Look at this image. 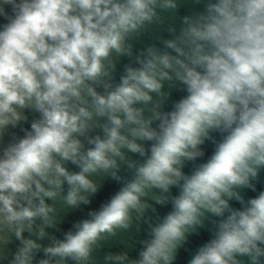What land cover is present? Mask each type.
I'll return each mask as SVG.
<instances>
[{
    "label": "clouds",
    "instance_id": "9594fccd",
    "mask_svg": "<svg viewBox=\"0 0 264 264\" xmlns=\"http://www.w3.org/2000/svg\"><path fill=\"white\" fill-rule=\"evenodd\" d=\"M182 2L0 0V264H264V0Z\"/></svg>",
    "mask_w": 264,
    "mask_h": 264
},
{
    "label": "water",
    "instance_id": "95a60500",
    "mask_svg": "<svg viewBox=\"0 0 264 264\" xmlns=\"http://www.w3.org/2000/svg\"><path fill=\"white\" fill-rule=\"evenodd\" d=\"M199 6L195 5L193 0H183L182 5L179 9V14L176 15L175 17L171 18V21L179 27L180 24V17L183 16L184 14H188L191 11H193L195 8ZM168 33L167 31L164 30V28H159V27H152L150 31L147 33L143 34L140 36L138 39L133 41L134 43V48L136 50L142 49L150 44H156L157 46H162V40L167 39ZM128 58L127 57H121L119 62H118V73L122 72L123 70V65L128 63ZM185 93L182 91L178 90H172V97L174 99H179L181 98ZM31 119V116H30ZM207 151L210 153L211 148L209 145H205ZM115 183L107 180L104 182V187L102 188L101 192L99 193V196L95 198L93 201V208L98 207V205L101 203L102 200H105L106 198L109 197V195L115 190ZM51 203V201H50ZM238 206V205H237ZM159 210L161 212H167L168 207L167 206H158ZM85 213L82 211H69V212H64L61 211L60 213V223L57 225L56 229H50V232H54L57 236H60L64 230H67L73 221L78 220L82 215ZM146 225L144 226V229H146ZM146 236V231L142 230L140 232H136L133 230L131 233H125L121 236L120 240L108 245L107 247L110 248L112 251H118L122 250L123 248H127V250L130 251V253L135 256L137 254V249L139 247L138 241L139 239L143 238ZM208 238H210V233L207 232L206 230L204 231L203 235L201 236H196L193 237V241L195 244H200L205 242ZM99 255L102 256V253ZM183 259V256L181 257Z\"/></svg>",
    "mask_w": 264,
    "mask_h": 264
}]
</instances>
